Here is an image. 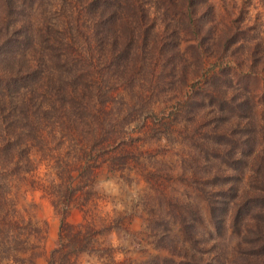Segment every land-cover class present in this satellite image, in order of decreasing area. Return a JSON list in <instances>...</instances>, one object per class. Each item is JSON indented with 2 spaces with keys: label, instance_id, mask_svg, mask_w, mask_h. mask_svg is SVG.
<instances>
[{
  "label": "rangeland",
  "instance_id": "rangeland-1",
  "mask_svg": "<svg viewBox=\"0 0 264 264\" xmlns=\"http://www.w3.org/2000/svg\"><path fill=\"white\" fill-rule=\"evenodd\" d=\"M142 4L149 10L145 28L157 24L168 44L151 37L140 46L148 65L113 97H85L108 104L106 115L94 104L69 117L95 130L107 123V133L95 141L76 135L36 151L37 184L22 182L17 191L19 213L39 230L26 243L36 256L24 264H48L65 223L90 224L97 235L94 250L81 254L79 264H106L108 246L124 264L211 261L223 255L221 238H231L221 228L226 212L212 207L222 201L219 195L252 189L242 159L252 116L241 106L254 108L255 130H261L264 0ZM258 143L263 155L252 159L264 161V137ZM15 261L20 264L19 254Z\"/></svg>",
  "mask_w": 264,
  "mask_h": 264
},
{
  "label": "trees",
  "instance_id": "trees-1",
  "mask_svg": "<svg viewBox=\"0 0 264 264\" xmlns=\"http://www.w3.org/2000/svg\"><path fill=\"white\" fill-rule=\"evenodd\" d=\"M142 3L0 0V264H16L17 254L20 264L36 256L35 246L26 243L39 230L19 213L17 192L22 182L37 184L36 151L49 150L55 141L76 135H91L95 141L107 133V123L95 130L91 123H72L69 117L86 114L94 104H101V114L106 115L108 104L85 97H113L120 86L135 81L133 72L148 65L150 58L139 51L140 46L153 42L151 37L162 46L168 44L160 38L161 29L155 30L157 24L145 28L142 20L148 19L149 10ZM248 104L241 106L252 116L245 126L251 131L245 135L247 151L242 159L247 158L245 180L246 175L253 180L252 189L244 194L239 189L235 197L219 195L222 201L212 207L213 212L223 209L228 216L221 223L231 236L221 238L223 255L211 261L164 259L153 264H264V161L252 159L263 155L258 141L264 137V125L255 130L259 124ZM234 160L239 161L237 156ZM67 178L71 179L70 173ZM230 218L233 222L227 226ZM96 236L90 224L65 223L48 264H79L81 254L94 250ZM103 252L109 258L106 264H124L116 260L112 247ZM27 254L28 259L23 257Z\"/></svg>",
  "mask_w": 264,
  "mask_h": 264
}]
</instances>
